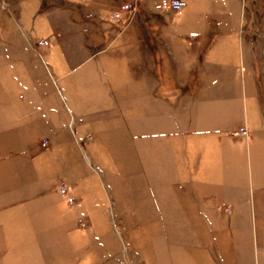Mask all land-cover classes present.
<instances>
[{"label":"rangeland","instance_id":"1","mask_svg":"<svg viewBox=\"0 0 264 264\" xmlns=\"http://www.w3.org/2000/svg\"><path fill=\"white\" fill-rule=\"evenodd\" d=\"M163 1L0 0V118L10 123L5 126L32 135L15 146L42 153L49 172L61 180L59 190L68 189L60 194L73 212L66 214L65 227L76 231L78 258L66 255L67 264H148L137 235L143 243L152 238L150 215L159 212L155 199L167 190L158 184L168 183L172 159L159 152L168 148L157 146L162 141L153 136L157 127L139 128L140 118L161 121V135H167L168 102L181 112V102L195 100L187 128L198 142L202 124L215 128L222 144L239 145L252 133H264L259 121L264 113V0H188L183 16L177 15L183 8L165 9ZM249 23L261 32L259 39L248 32ZM213 24L228 37L214 35ZM169 41L177 43L175 53L184 59L183 74L192 75L172 81L164 76L167 64L161 60L158 86L138 61L144 57L151 65L149 53L168 58ZM252 41L258 42V65L251 59ZM207 45L216 51L214 57L207 56ZM215 85L218 92L212 91ZM204 103L209 111L201 122ZM154 150L167 173L154 172ZM250 150L252 156L245 144L235 199L226 187L219 200H241V206L259 200L248 177L252 144ZM138 214L150 218L138 219ZM263 251L259 246L257 264L264 263ZM146 253L151 254L150 247Z\"/></svg>","mask_w":264,"mask_h":264},{"label":"crops","instance_id":"2","mask_svg":"<svg viewBox=\"0 0 264 264\" xmlns=\"http://www.w3.org/2000/svg\"><path fill=\"white\" fill-rule=\"evenodd\" d=\"M194 1L196 4L202 2ZM185 2L186 6L177 13L178 16L186 14L188 0ZM205 27H208V23ZM212 27L214 35L221 39L228 37L229 33L218 28V25L213 24ZM247 29L253 38L256 35L259 39L261 32L255 30L253 23H249ZM208 33L210 34L205 32L202 36L208 37ZM192 34L188 33L187 36ZM257 43L251 42L254 52L250 53L251 59L258 65L260 52ZM168 44V58H156L155 53H149L147 55L153 61L151 65L145 63L144 57L138 61L142 72L152 77L158 86L162 71L161 60L166 61L163 74L170 80L192 75L190 72L188 75L183 74V68H180L184 67V59H178L175 53L177 43L169 41ZM262 44L264 46V40ZM156 51L158 49L154 48V52ZM205 51L208 57H214L216 53L208 45ZM176 65L179 67L176 68ZM15 68L21 69L19 65ZM260 70L261 68L256 73ZM203 75L206 76L205 72H202ZM202 87L205 86H201V93ZM211 88L214 92L219 91V86ZM194 102L195 100L181 102L178 106L182 109L181 112L174 111L176 106L173 108L172 103L168 102L170 115L167 135H161V121L149 123L139 119V128L141 125L146 128L148 124L157 127L153 136L161 137L160 140L163 141L157 146L168 148L167 151L159 152L165 155L166 161L170 160V156L172 160L167 164L170 166L168 183L163 180L164 183H160V186L158 184L159 189L167 190L162 192L161 198L157 195L155 199L154 208L159 212L150 215L151 218L149 214L140 215L143 220L151 219L153 235L143 243L139 231L138 250L148 264H165L166 256L168 264H257L258 248L264 247V133H252L251 137L254 138L247 137L239 145L222 144L221 135L215 134V128H206L202 124L201 139L198 142L192 128L188 129L193 120L190 109ZM162 103L157 101L159 106ZM201 108L200 120L204 122L209 109L206 103ZM261 115L259 121L264 126V113ZM6 123L0 118V264H67L68 254L75 261L78 257L75 254L74 238L78 236L76 231L65 227L66 214L72 216L73 212L67 210L64 200H61V180L57 179L54 171L49 172L42 153L15 146L16 142L27 141L32 135L18 132L14 126H5L10 125ZM258 129L263 130L261 126ZM210 134L215 135L212 138L209 137ZM245 144L251 153L249 156H252L251 144L253 146V161L249 158L248 177L252 187L255 184L259 200H246L243 206L241 200H228L225 203V200H219L224 188L230 187L228 193L235 199L237 192L233 187L243 178ZM144 150H138V154H142ZM152 154L154 172L165 173V166L159 167V162H163L162 156L157 150ZM260 196L263 200H260ZM161 200L168 202L161 203ZM225 205L230 206L229 212L224 210ZM140 216L138 214V219L142 218ZM70 239L72 244L69 250ZM146 246L151 249L149 255L146 253Z\"/></svg>","mask_w":264,"mask_h":264},{"label":"built area","instance_id":"3","mask_svg":"<svg viewBox=\"0 0 264 264\" xmlns=\"http://www.w3.org/2000/svg\"><path fill=\"white\" fill-rule=\"evenodd\" d=\"M185 6H186L185 0H164L162 2V7L171 11H179ZM59 191L62 195H65L68 189L66 186H61ZM71 200L72 199L70 198L69 201Z\"/></svg>","mask_w":264,"mask_h":264}]
</instances>
